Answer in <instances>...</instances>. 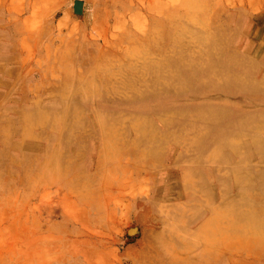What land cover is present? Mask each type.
Returning <instances> with one entry per match:
<instances>
[{
  "label": "rangeland",
  "instance_id": "374dc122",
  "mask_svg": "<svg viewBox=\"0 0 264 264\" xmlns=\"http://www.w3.org/2000/svg\"><path fill=\"white\" fill-rule=\"evenodd\" d=\"M151 2L0 0V264H264L261 236L242 222L232 225L226 221L230 212L221 206L220 194L215 196L217 210L209 209L208 188L212 193L214 186L216 190L221 187L220 179L234 177L229 149V160L209 161L196 145L188 151L189 157L183 155L181 163L179 148L171 151L167 143L152 146L149 132L147 138L133 141L141 115L154 126L159 120L160 126L155 128L166 132L160 116L164 111L157 115L142 106L157 100L158 104L187 100L189 95L150 92L145 98L128 97L125 85H110L108 90L118 93L109 96L102 94L107 85L98 82L50 80L57 70L48 68L52 58L46 51L50 49H41V43L53 38L58 47L72 34L79 37L75 56L83 42L89 43L90 49L91 44L101 47L106 26L116 33L113 27L124 19L141 23L146 15L143 8ZM121 3L140 8L124 10L118 5ZM155 3L158 34L167 44L158 49V56L172 58L168 69L183 73V81L190 85L202 80L207 88L214 80L228 87L191 89L192 96L204 97L216 109L230 113L232 120L248 112L255 116L264 113L262 92L237 89L239 83L233 81L234 74L248 71L264 83V0ZM52 23L54 33L43 37V27ZM17 24L23 29L14 30ZM32 27L38 29L36 37H31ZM180 42L182 46H177ZM14 43L18 46L15 51ZM207 46L218 47L225 59L206 62L202 51ZM179 51L187 57L173 62L172 56ZM199 66L210 72L200 71ZM189 69L194 70V76L189 75ZM91 95L100 97L103 104L96 106L81 99ZM105 111L118 114L124 122L109 128L104 120L111 115ZM221 120L215 122L219 125ZM206 125L207 120L192 118L191 134ZM113 132L128 135V141L117 137L118 143L107 145ZM225 138L236 137L229 132ZM191 141L186 138L183 142ZM172 145H180L179 136ZM187 165L193 169L190 185L184 182ZM206 167L217 175L209 176ZM200 176L206 177L203 188ZM193 191L196 195L192 198ZM252 192L254 206L246 207L244 202L242 210L264 218V195L261 190ZM183 206L186 217L203 219L186 225ZM212 216L216 221L210 229L203 228L201 223ZM206 230L218 240L204 238Z\"/></svg>",
  "mask_w": 264,
  "mask_h": 264
},
{
  "label": "bare ground",
  "instance_id": "6f19581e",
  "mask_svg": "<svg viewBox=\"0 0 264 264\" xmlns=\"http://www.w3.org/2000/svg\"><path fill=\"white\" fill-rule=\"evenodd\" d=\"M155 4V0H152L149 5L144 6L143 10H145L146 15L141 23L139 21H133L130 18L124 19L120 25L116 23L115 27H113L116 28V33H112L110 30L111 26H106L103 29L105 33L103 44L100 45L101 47H98V44L97 47L91 44L93 49H90L88 48L89 43L84 44L83 42L80 46V53H77L76 56L74 55V51L76 50L75 46L79 37L72 36V34L69 35L67 42L60 43L58 47H56L55 39L53 38L51 42L36 43L37 45L40 44L41 49H50L46 51V53L50 52V58H52L48 61V68L50 70L53 69V71L57 70L55 76H51L50 80L98 82L107 85L102 94L109 96H116L118 93L117 90H113V93L112 89L108 90L111 88L110 85L118 87L125 85L124 88L128 97L140 95L142 98H145L149 96L148 93L150 92L153 93V95L159 93L189 95L187 100H163L159 104V100H157V102L142 106L141 109L145 111L153 110L157 115L161 110L164 111L160 116H162V126L165 127L166 132L161 133L158 128H155L156 126L158 127V124L160 126L159 120H155L156 126H154L152 120L148 119L147 116L141 115L139 120L140 126L137 127L138 130L136 129L138 133L135 135L136 139L133 141L147 138L149 135L146 132H149V140L152 146H154V143H158L160 146L163 143H167L170 149L172 148L171 151H175L174 148H179L183 152L180 156L181 163L185 160L183 159V155L189 157L190 153L188 151L196 145L209 161H218L219 159L222 161L229 160L230 150L232 152V158L234 159L230 164V169L234 177L232 176L229 180L225 178L220 179L222 183L221 187L216 190L214 186L212 188V193L210 188L207 187L209 189L207 195H210L208 202L209 209L212 211L217 210L215 207V196L217 193L220 194L222 200L221 206H227L230 212L227 217L224 216L226 217V221L230 222L232 225H238L242 222L243 227L249 226L253 228L252 233L254 235H260L264 241V218H261L257 212L242 210L244 202L246 203V207L251 205L254 206L255 201L253 202V200L255 198V193L252 192L253 190H261L264 195V113L255 116L254 113L248 112L249 114H243L244 116L242 118L232 120L233 116L230 115V113L219 108L216 109L214 103L208 102L202 96H192L191 89L222 90L228 87L214 80H211V87L207 88H203L202 80H197L198 82L195 83V85H190L183 81V73L175 74L176 70L168 69L169 64L172 63V58L169 56H158V49L167 44L166 39L162 38L164 34H161L162 39H160V35L158 34L159 22L157 11L154 8ZM95 5L98 6L99 3ZM118 5L124 10L140 8L127 6L125 3ZM118 5L114 4L113 7L116 8ZM24 19L28 20L27 16ZM54 21L55 20L52 22ZM59 23L60 22H58V24ZM21 29H23L22 25L19 27L18 24L14 25V30L19 31ZM54 31L53 23L46 25L42 30L43 37L49 35L51 32L54 33ZM37 35L38 29L32 27L31 37H36ZM168 40L171 41L172 37H168ZM15 46L16 43L12 44L13 51L18 49V46ZM177 46H182V42L178 43ZM202 54L204 55L202 58H205L206 62H213V59H225L218 47L211 48V46H207V48L202 51ZM15 57L19 60L16 55ZM172 57H174L173 62H179L180 58L187 57V54L183 53V51H179ZM229 57L230 54L227 58ZM207 66L212 67V65ZM198 69L205 73L210 72V70H206L203 66H199ZM199 70L195 73L197 77ZM188 72L190 76H194L193 69H189ZM186 73L187 72H185V74ZM43 76L47 79L49 78L45 72ZM193 78L196 79L195 77ZM0 79L2 78L0 77ZM233 81L239 83L236 85L237 89L244 91L249 90V93H258V91H261L264 95V83H259L260 81L253 79V76L249 75L248 71L243 74H234ZM95 96L96 95H91V98L85 96L81 99L85 101L91 100L96 106L102 105V99H99L100 97L94 99ZM177 100L182 103L176 102ZM190 102L193 104L192 106H190ZM160 105L162 107H158ZM109 112L110 111L104 112L111 115L109 119L106 117L104 120L106 126L114 129L117 124L124 122L125 119L123 117ZM148 114L150 113L148 112ZM256 117H258V119H256ZM192 118L207 120L206 127L193 135L190 132V122ZM216 118H222L219 125L215 122ZM213 129H216L215 134L212 132ZM229 132L233 133L236 138L226 139L225 137ZM110 134H112V136L106 140L107 145L118 143L119 138L120 140L128 141V135L126 134L122 133L123 136L121 134L118 136L119 134H117V132ZM113 134L115 136H113ZM177 136H179L180 145H172V141ZM186 138H191L193 141L183 142ZM221 138L222 140L220 141ZM214 158L218 159L216 160ZM204 170L211 177L217 175L213 173L211 167H206ZM192 173L193 169L190 165H187L184 173L185 185L186 182H188L189 185L191 184L193 179ZM205 178L206 177L202 176L199 177L202 188L205 186ZM211 181L214 183V180ZM232 184L235 185L233 188ZM236 189L238 192L235 196H231V193ZM195 195L196 193L194 191L191 192L192 198L195 197ZM199 197L203 198V195L200 194ZM184 207L185 206L181 208V214L184 218L183 222H187L186 225L196 223L199 218L200 220L203 219L202 217H186L187 212L184 213ZM262 214H264V212ZM215 218L216 217L213 218L212 216V218L208 219V222L201 223L205 224L203 228L209 227L210 229L213 222L216 221ZM219 219L221 218L219 217ZM218 221L219 220H217V222ZM215 228L221 233L219 226H215ZM205 234L207 236H204V238L210 239L209 241L213 239V234L210 230H206ZM213 240H218V237H215Z\"/></svg>",
  "mask_w": 264,
  "mask_h": 264
}]
</instances>
